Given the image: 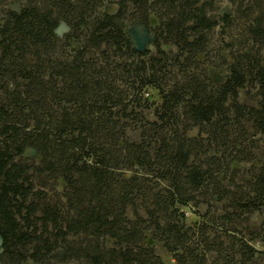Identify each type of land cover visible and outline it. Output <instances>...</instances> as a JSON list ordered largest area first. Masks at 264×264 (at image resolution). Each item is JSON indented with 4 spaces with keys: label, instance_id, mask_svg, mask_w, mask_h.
Here are the masks:
<instances>
[{
    "label": "rangeland",
    "instance_id": "374dc122",
    "mask_svg": "<svg viewBox=\"0 0 264 264\" xmlns=\"http://www.w3.org/2000/svg\"><path fill=\"white\" fill-rule=\"evenodd\" d=\"M27 1L0 0V29ZM32 4L56 21L54 39L48 46L23 51L34 78L0 77V107L7 102V92L17 94L13 119L25 129H35V117L58 118L63 109L84 115L90 122L87 140L94 150L77 151L74 157L88 165L104 160L115 195L108 206L117 211L123 199L118 196H125L117 224L133 229L135 236L119 240L94 226L58 235L50 223L44 224L39 217L45 205L59 213V227L64 230V220L77 207L88 211L91 203L82 191L81 204L71 207L67 197L72 185L59 169L46 171L39 153L25 146L12 161L27 167L24 176L31 187L23 204L33 203L35 211L28 228L14 213L17 233L29 236L0 246V264H92L93 256L100 264H136L148 249L165 264H175L172 253L181 246L163 231L168 222L182 225L183 246L201 254L204 264H264V205L245 208L256 202L254 179L264 177V131L246 113V108H259L264 92L254 78L264 54V0H33ZM193 13L216 24L201 31V47L190 53L179 49L181 40L164 35V23L173 18L190 41L195 37L189 28ZM104 15L112 17L139 53L118 48L110 40L91 44L93 26ZM231 69L244 77L234 100L243 115H237L228 98L224 115L192 124L184 112L189 94L176 104H162L163 93L192 80H205L206 94H212ZM80 83L86 94L74 98ZM159 113L167 115L162 122ZM175 130L187 140V165L197 166L202 178L191 191L192 199L186 204L174 202L176 210L171 212L170 205L164 209L155 203L157 196H166L170 185L156 148L161 138L170 143ZM76 133L68 130L64 137ZM5 141L0 135V147ZM70 177L76 174L71 172ZM37 237L46 239L47 246H41ZM240 241L252 249L246 258L241 257ZM125 255L131 260H124Z\"/></svg>",
    "mask_w": 264,
    "mask_h": 264
},
{
    "label": "trees",
    "instance_id": "16d2710c",
    "mask_svg": "<svg viewBox=\"0 0 264 264\" xmlns=\"http://www.w3.org/2000/svg\"><path fill=\"white\" fill-rule=\"evenodd\" d=\"M32 2L33 0H28L27 5L22 7L19 12H11L1 26L0 77L7 74L27 79L34 78L35 71L27 67L23 51L29 47L48 46L54 39L53 30L56 27V21L49 16L48 12H41ZM122 5L123 3L119 6L118 11L122 10ZM82 19L83 15L78 19V23L82 22ZM215 24L216 20L208 19L202 13H193L189 27L192 34H195L192 40L186 39L178 24L174 23L173 18L167 19L164 23V35L175 36L179 41L181 40L179 49L192 53L201 47L203 40L201 31L209 29ZM104 40H110L118 48L130 49L139 53L131 47L129 40L125 38L112 17L107 15L95 23L91 32V44L97 45ZM254 78L259 82V86L264 89V54L262 64L256 68ZM243 82V75L231 69L229 76L212 94H206L207 83L205 80H192L187 85H179L177 89L163 93L161 95L162 104L165 105L167 102L176 104L184 98L183 94H189V102H187L184 112L192 124H201L208 122L214 115H224V104L230 98L233 101V109L240 116L243 115V111L241 112V106L234 100L237 87L241 86ZM73 93L74 98L82 99L86 94L85 84H78ZM6 97V104L0 107V135L6 139L0 147V246H5L9 239L20 241L29 236L26 232L17 233L19 223L14 217V213L20 214L22 224L28 228L32 224L31 216L35 211L33 203L23 204V200L31 187L24 176L27 167L12 161L14 156L21 154L25 146H30L39 153L46 171L52 172L59 169L65 181L72 185V193L67 197V202L71 207H77L81 204L83 199L80 194L82 191L87 193L91 203L88 211H82L79 207H75L74 215L64 220V230L59 227V213L53 207L45 205L42 207V213L39 217L44 224L50 223L58 235L82 227L94 226L98 229L104 228L109 236L119 240L134 237L133 229L117 224L123 214L125 196H118L119 200L121 196L123 199L118 210L115 211L116 213L108 206V201L115 195H113L114 186L111 184L110 172L104 166V160L101 158L98 164L88 165L84 162L77 163L74 157L77 151L86 154L89 150H94V145L87 140L89 120L81 113L68 112L63 109L58 118L35 117V129H25L22 125H17L13 119L12 106L18 103L19 96L14 92H7ZM82 110H84V106H81ZM246 113L251 115L253 123L264 131V92L259 108H246ZM166 116V113H159L157 118H159V122H162ZM151 124L154 125L155 122ZM73 129L77 130L76 135L68 139L65 138V132ZM170 139L169 143L168 139L161 138L156 148L157 159L163 163L162 166L169 178L170 185L166 191V196H157L155 203L164 209L170 205L171 212H174L176 208L173 203L186 204L190 201L193 197L191 191L199 186L202 176L197 166L187 165L190 152L187 140L177 130L172 132ZM71 172L76 174L73 179L70 177ZM252 190L256 202L248 203L246 209L250 206L255 208L259 204L264 205V177L262 174L254 179ZM149 215L152 217L153 213L150 211ZM163 231L172 237L171 239L174 240L175 244L181 246L180 251L172 253L175 264H204V257L201 254L183 246L182 242L186 238V233L185 229L182 230L181 224L168 222L163 227ZM37 238L40 240L41 246H47L46 239ZM240 243L241 248H243L241 257L246 258L252 249L246 243L242 241ZM166 248L168 251L174 250L173 247L166 246ZM123 259L131 260L127 255ZM91 261L92 264H100L99 258L96 256L91 257ZM136 264L165 263L148 249L138 256Z\"/></svg>",
    "mask_w": 264,
    "mask_h": 264
},
{
    "label": "water",
    "instance_id": "95a60500",
    "mask_svg": "<svg viewBox=\"0 0 264 264\" xmlns=\"http://www.w3.org/2000/svg\"><path fill=\"white\" fill-rule=\"evenodd\" d=\"M0 243H1V238H0Z\"/></svg>",
    "mask_w": 264,
    "mask_h": 264
}]
</instances>
